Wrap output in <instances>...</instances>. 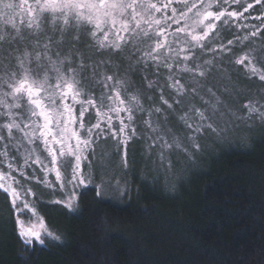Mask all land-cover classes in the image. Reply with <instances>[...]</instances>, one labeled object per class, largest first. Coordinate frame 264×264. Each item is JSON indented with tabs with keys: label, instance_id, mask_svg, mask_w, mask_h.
I'll list each match as a JSON object with an SVG mask.
<instances>
[{
	"label": "rangeland",
	"instance_id": "1",
	"mask_svg": "<svg viewBox=\"0 0 264 264\" xmlns=\"http://www.w3.org/2000/svg\"><path fill=\"white\" fill-rule=\"evenodd\" d=\"M237 1L107 0V4H131L132 7H125L122 11L119 7L99 10L81 8L73 11L65 8L63 12L58 10L55 18L50 16L45 20L37 7V0H14L20 7L11 24L0 16V29L12 35L19 32L20 36L40 37L39 44L35 40H31V43L41 49L44 43H48L49 48L53 47L47 40L48 37H54L57 42L70 47L67 43L68 33L81 35L82 40H91L82 50L92 59L77 60V64H82L83 67L76 69L75 80L83 83V87L74 84L71 76H65L62 82L53 75L51 81L42 86L33 85L31 79L27 81L25 86H31L33 91L39 92L44 98V111L49 114L53 133L47 136V145L42 143L44 137L40 136L41 126L45 122L32 115V106L27 103L26 98L13 99L9 96L5 99V90L0 86V137L3 138L0 139V214L5 212L1 192L5 193L6 189L9 205L14 201L13 213L19 233H39L44 240L43 244H46L47 241L59 238L43 214L47 203H61L70 210H75L80 191L88 186L95 187L105 199L119 200L132 191V182L136 178L140 181L176 184L196 167H200L206 156L218 153L221 147L248 143L264 133V117L261 116L264 113V33L257 31L254 34L246 21H236L239 15L224 7L226 3ZM251 1L255 0H243L241 6H249ZM256 1L260 3L259 0ZM63 2L65 0H57V3ZM72 2L99 4L100 0ZM40 3L43 4L44 0H40ZM106 12L110 15H105ZM209 12L212 16L208 15ZM227 15L230 19H227ZM30 23L31 28L28 26ZM97 24L103 31L96 27ZM125 24L127 32L123 31L122 26ZM239 25L240 34L234 42L235 46L226 43V34L233 26ZM88 28L96 33L94 37L91 32L85 31ZM105 33L108 34V41L105 43L109 44L119 42V36H123L125 40L132 39L136 55L116 60L96 55L98 52L113 50L100 46ZM193 37L198 39L194 40ZM10 44L12 47H27L17 45L11 38L7 41L0 40V58L6 49L11 51ZM158 44L162 46L158 48ZM27 51L30 52L31 48H27ZM41 55L47 58L51 54L42 52ZM184 57L188 59L185 60ZM141 62L149 64L144 71ZM165 64H172V69L163 70ZM156 68L161 69L160 76L164 79L171 73L186 75L189 81L194 75L198 76L199 72L204 71L208 80L207 87L212 89L220 101L217 104L213 99L210 103L216 105L218 119L226 123L229 129L223 140L213 141L209 138L199 141L201 149L187 158L183 154H178V157L169 155L170 167L166 169L158 166L159 153L153 140L159 135L169 143L175 138L183 144L185 133L159 101L158 94L161 90H146L145 86L149 84L164 83V80L157 77L154 71ZM186 68L191 71L185 73ZM209 71L211 75H208ZM19 82L18 78L17 83ZM168 82L172 83L171 80ZM55 83H62V86L71 84L72 91L78 93L75 100L68 101L72 108L71 115L75 118L74 124L65 123L68 114L64 112V104L59 100V89L50 91L54 89ZM181 83H184L183 79ZM129 85L135 86L136 90L129 91ZM53 94L57 97L56 104L48 106L47 97ZM164 95L167 99V93ZM145 97L150 98L153 103L150 104ZM204 99L209 98L204 96ZM121 100H124L123 104L120 103ZM89 101L92 103H88ZM81 107L86 109L82 119ZM128 107L132 108L131 120L126 111H117ZM157 107L161 108L162 114L154 111ZM182 114L180 111L176 113L177 116ZM120 120H123L125 126L123 132L120 131ZM57 121L59 128L56 127ZM9 125L13 127L9 129ZM112 131H115V136L111 134ZM77 137L92 142L96 148V158L89 157V161L98 178L86 179L82 186H74L68 182V165L72 155L69 148L75 145ZM54 138L63 141V154L58 150L60 145L53 142ZM49 149L56 150L54 164ZM84 155L87 153H81L82 171H87L89 161L83 159ZM57 171L59 179H56ZM45 180L50 181L52 186L48 187ZM13 207L10 208L13 210ZM32 242L40 243L34 238Z\"/></svg>",
	"mask_w": 264,
	"mask_h": 264
},
{
	"label": "trees",
	"instance_id": "2",
	"mask_svg": "<svg viewBox=\"0 0 264 264\" xmlns=\"http://www.w3.org/2000/svg\"><path fill=\"white\" fill-rule=\"evenodd\" d=\"M242 1L224 7L264 33V0ZM240 26L226 43L235 46ZM173 184L136 178L119 200L88 186L75 210L47 203L43 214L59 238L46 244L25 242L1 192L0 264H264V133L221 147Z\"/></svg>",
	"mask_w": 264,
	"mask_h": 264
},
{
	"label": "snow or ice",
	"instance_id": "3",
	"mask_svg": "<svg viewBox=\"0 0 264 264\" xmlns=\"http://www.w3.org/2000/svg\"><path fill=\"white\" fill-rule=\"evenodd\" d=\"M20 6L14 2V0H0V16L5 18L6 23L11 24L15 15L16 10ZM37 7L40 9L42 16L45 20H47L50 16L55 18L56 12L59 10L63 12L66 8L69 11L79 10L81 8L88 9H119L122 11L125 7L131 8L132 5H117L107 4V0H100V3H74L72 0H65L63 3H57V0H44V3L41 4L40 0H37ZM105 15H110V13L106 12ZM209 16H212V13H208ZM221 15H223L221 13ZM76 16L79 17V13L76 12ZM29 28L32 27L30 23ZM113 28L115 27V21H113ZM13 29H15V25L12 24ZM96 27L100 29V25L97 24ZM123 31L127 32V25H123ZM103 31V29H100ZM86 32H91V35L94 37L96 35L95 32H92L91 28L85 30ZM119 36V33H117ZM69 40L67 41L70 47H66L64 43L57 42L54 37H48L47 40L49 43L53 44L52 48H49L48 43H44L43 49L33 46L31 40H35L37 44L40 43V37H25L20 36L19 32H16L15 35L12 33L0 29V40H8L9 38L16 41L17 45H26L19 47H12L11 51L7 49L2 54V58H0V73L3 75L0 76V86L4 88V96L5 99L11 96L13 99H19L21 97L26 98L27 103L32 106V115L38 116L45 123L41 126L40 136L44 137L42 143L48 144L47 136L53 135L52 128L50 126L51 121L49 118V114L44 111L46 107L43 103V97L39 92L33 91L31 86H25L27 81L31 79L33 85L42 86V84L49 83L53 75L59 77V79L63 82L65 76H71L73 83L78 84L79 87H83V83L75 80L76 69L78 67H83L82 64H77V60L80 59H92L86 55L82 49L84 45L90 44V38H86L84 40L81 39V35H74L73 33H68ZM194 40L198 39V37H193ZM108 41V34L105 33L103 37V42H101V47L108 49H113L112 51H104L98 52L96 55L98 56H107L113 60L122 59L127 57H133L136 53L133 51V40H125L123 36H119V42L114 43H105ZM80 45V47H77ZM162 45H157V47H161ZM27 48H31V51H27ZM42 52L50 53V57H44L41 55ZM52 58H55L53 60ZM183 59H188V57H184ZM264 62V61H262ZM131 67V64H129ZM172 64H165L163 70L172 69ZM55 69V72H53ZM155 73L157 77L161 80H164L163 84L157 83L155 85H147L146 90H151L155 92L157 88L161 91L158 94L159 101L164 106L165 110L168 112L169 116L172 120H176L179 123V129H182L185 135L183 136V144L173 138L172 143L164 140L163 136H157L153 140V145L155 146L157 152L159 153V167L161 168H169L170 163L168 162L169 155L177 156L178 154H183L186 158L190 156L192 153L198 152L202 145L199 141L212 139L213 141L223 140L227 132L229 131L226 123H222L218 119V113L216 110V105L210 103L211 100L215 99L216 103L219 104L220 101L216 97L215 93L211 88L207 87V76L204 71L199 72L198 76H193L191 81L187 78L186 75H172L169 73L167 79H164L163 76H160V68H156ZM185 73L190 72V69H185ZM61 72L63 75H61ZM208 75H211L209 71ZM20 79V82L17 83V79ZM82 80L84 77L82 76ZM111 79V77H108ZM143 79V77H141ZM181 79L184 80V83H181ZM171 80L172 83L168 81ZM56 89H59V100L64 104V112L68 114V119L65 123H75V118L71 115L72 108L68 103L69 100H75V95L78 94L72 91L71 84L55 83L54 89L50 90L55 92ZM135 86L129 85V91H134ZM165 93H167L168 98L165 99ZM118 95V94H117ZM204 96H208V100L204 99ZM48 106H54L57 101V97L55 94L47 97ZM148 102L151 104L150 98L145 97ZM135 100V98H133ZM171 101V102H170ZM195 102V103H193ZM88 103H92L89 101ZM121 104L124 103V100L120 101ZM131 104L132 101H129ZM138 103V102H137ZM198 105V106H197ZM85 108H80V116L83 118ZM117 111H126L128 113V118L132 119V108H124L118 109ZM157 114L161 113V108L157 107L154 109ZM177 111L183 113L182 115L177 116ZM251 111H256V109H251ZM264 117V113L261 114ZM143 117H141L142 119ZM120 131H124L123 120H120ZM18 127V125H15ZM13 125H9V129H11ZM56 127L59 128V121L56 123ZM81 127L83 125L81 124ZM178 129V130H179ZM135 132V129H132ZM91 129H89V133ZM62 134V130H61ZM113 136L116 135L115 131L111 133ZM0 139H3L0 137ZM54 143L60 145L58 149L61 154L64 151V143L62 140L53 139ZM124 144H127V140L124 141ZM69 150L72 155L70 157L69 165L70 171L68 173V182L72 185H84V181L86 179H97L95 176L94 170L92 167L91 161H89V157L95 159L96 148L92 142L83 141L77 137L76 143L74 146H70ZM166 150H168L166 152ZM49 153L52 157L53 164L55 163V155L56 150L49 149ZM81 153H87V155L83 156L85 161H89L87 164V171H82L81 165ZM177 163H179V158H177ZM56 179H59V172L56 173ZM44 183L51 187V182L45 180ZM7 195V190H4ZM14 201L9 207H13ZM70 207V205H69ZM13 211L15 208L13 207ZM20 235L25 238L26 243H31L32 238L39 241L41 244L44 243V240L40 238L39 233L36 232H24L21 231Z\"/></svg>",
	"mask_w": 264,
	"mask_h": 264
}]
</instances>
